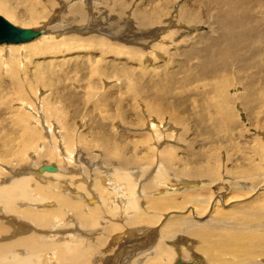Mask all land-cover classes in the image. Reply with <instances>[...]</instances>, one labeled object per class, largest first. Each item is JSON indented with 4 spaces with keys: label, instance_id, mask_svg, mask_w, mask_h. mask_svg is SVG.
<instances>
[{
    "label": "bare ground",
    "instance_id": "1",
    "mask_svg": "<svg viewBox=\"0 0 264 264\" xmlns=\"http://www.w3.org/2000/svg\"><path fill=\"white\" fill-rule=\"evenodd\" d=\"M129 1L131 0L118 4L117 0H45L53 10L57 6L60 9L55 15L45 12L48 21L43 23L40 31L43 30L47 35L40 40H37L38 34L30 39L31 43L24 45L26 55L31 57L30 55L37 53L48 54L53 47L61 52L84 47V50L89 49L88 52L93 54L100 51V57L105 56L104 51L113 50L125 53L128 57L126 60L130 59L132 63L139 64V67L157 57H168L170 63L161 67L159 72L148 70L146 66L134 72L136 67L128 65L118 68L121 74L116 68L113 75L124 76L122 85L117 89L121 91L119 88H125L123 85L127 84L125 89L129 95L125 96L126 102L132 103L136 98L146 102L143 114L155 139L162 135L159 129L162 130L163 126H166V130L172 125L177 126L174 130H167V138L165 136L162 139L167 141L174 137L179 150L184 151L187 157L178 160L174 149L169 147L170 143H165L163 150L168 152L162 151L164 154L160 153L162 157L157 159L155 168H152L151 160L154 158L151 155L146 156L148 160L151 158L149 161L141 163L136 160L137 153L133 151L137 144L131 150L132 155H128V149L132 146L124 148L125 150L121 146H115L114 141L119 135L111 130L109 132L107 125L117 118L113 115L116 107L111 105L113 97L106 90L96 96L100 116H96L94 132L99 135L101 133L100 140L97 141V147L102 148L101 154L93 155L90 149L87 150L88 147L91 148L89 143L83 144L88 146L83 148L87 150L84 153L82 148L76 149L81 137L72 133L75 131L69 134L73 128L66 125L68 130L62 138L68 154L66 153L64 160L57 158V162L65 161L64 168L60 164L55 166V163L52 165L48 161L42 162L45 156L50 160L55 157L48 154L51 139L40 136V130L34 129L38 121L35 120L32 125L31 115L14 114L16 110L11 111L14 115H5L2 110L4 107H0V120L5 119L4 123L0 122V153L4 154L0 155V168L5 170L0 172V264H264V187L257 188L264 179V163L261 162V157L264 156L261 141L264 140L258 134L251 137L247 135L243 125L238 122L239 116L236 113V105H239L250 126L261 128L264 125V0H186L187 4L181 6L174 5L176 0H158L157 6L155 0H145L147 4L139 3L131 11ZM87 5L100 8V11L106 9L110 19L104 17L107 19L102 23V18L97 19L89 13ZM171 5L178 7L179 14L173 9L175 12H171L166 19L164 16L169 13L166 8ZM20 7L23 8L20 11L18 9V12L17 8ZM0 12L11 19H17L19 15L26 13L23 23L29 26L44 15L42 0H0ZM169 22L174 23V28L171 26L173 29L166 30L168 25H164ZM97 25L103 30L98 33L105 36L97 35L91 40V37L86 36L88 27L97 31ZM200 25L207 26L208 31L186 35L181 28ZM70 31L74 32L61 35ZM128 31L131 41L119 37H128ZM56 36H59L58 40L53 41ZM100 38L104 41H100ZM105 39L115 44V47H111L108 44L110 42H105ZM155 40L159 42L156 43ZM168 40H171L172 47L166 45L165 41ZM121 41H129V46L123 45ZM148 44L152 45L150 53H140L139 50H145ZM4 45L9 44L0 45V54ZM95 46L99 50H95ZM16 51L17 48L10 52V61L0 56V69L13 78L15 85H21L16 79V73L21 67ZM34 69L37 70V67ZM91 70L93 74L104 78L108 73L104 71L106 68L98 69L96 63ZM43 71L46 78H42L40 71L37 74L32 71L29 75L39 78L38 83L45 88L59 87L54 84L60 80L62 82L60 74L57 76L50 69ZM23 73L27 75L26 71ZM53 76L57 81L51 85L55 80ZM2 79L0 73V87L3 85ZM210 79L211 82H204ZM215 79H222L229 85L215 83ZM92 82L94 84V80ZM195 83L203 87L187 90ZM11 84L15 86L12 82ZM232 88L235 92L233 94L230 92ZM1 93L0 89V99H4L7 94L4 96ZM69 93L65 96L72 101L78 99L76 95ZM226 94L228 98L232 96L237 104L223 98L232 102L230 107L221 99ZM94 96L92 92L89 93V97ZM190 97L195 102L193 109L189 106L192 104ZM29 104L27 103V108L32 107ZM49 105L50 103L44 105L49 108L45 109L47 116L41 112L45 118L54 114L50 108L52 104ZM121 105L124 108L123 102ZM123 108L121 110L118 107L121 118L131 124V127L139 128V120L126 117ZM35 111L38 113L33 110ZM45 121L49 123L45 122V126L41 128L46 132H50L51 126L56 127L49 119ZM223 127H226L224 132L235 130L229 138H243V144L247 146L240 143L242 151L253 156L251 158L245 154L239 162L237 158H231L232 164L239 170L227 171L218 166L219 160L212 154L211 145L207 150L199 148L198 144L197 150L193 145L187 146L189 131L205 134L204 139L213 144V138L218 136V129ZM139 130L131 129L139 138L147 137V132ZM149 138L150 136L147 140L144 139L147 145L152 143L148 141ZM53 147L55 149L56 146ZM65 149L63 150L66 151ZM158 149L156 150L161 151ZM56 151L54 153L58 154L60 150ZM74 151L76 154H71ZM23 152H29L30 162L19 166ZM47 165L54 169H39L40 166ZM219 178L222 184L219 188L225 184L232 186L228 191H234L236 196L245 195L246 183H249L251 191L255 193L251 199L233 203L227 209H221L217 204L216 198L221 199L217 196L208 209L214 191L212 184L220 182ZM189 205L191 206L188 208ZM169 210L173 212L171 215L165 213L170 212ZM164 214V219L162 217L159 221ZM150 225L157 227L149 229ZM188 251L195 259L185 262L180 257L190 255Z\"/></svg>",
    "mask_w": 264,
    "mask_h": 264
},
{
    "label": "rangeland",
    "instance_id": "2",
    "mask_svg": "<svg viewBox=\"0 0 264 264\" xmlns=\"http://www.w3.org/2000/svg\"><path fill=\"white\" fill-rule=\"evenodd\" d=\"M122 1H126V0H117V3L118 4H121V2ZM185 1L186 0H176L175 1V4L174 5H179V6H181V4H187V2L185 3ZM129 2H131V4H130V11L135 7V5H139V3L140 4H147V1H145V0H131V1H129ZM159 3V1L158 0H155L154 1V3H155V5L157 6L158 5V3ZM45 2V0H44V2H43V0H42V11L44 12V15H42V16H40L36 21H35V23L34 24H32V25H26V24H24L23 23V21L26 19V13H23L22 14V16H20L19 15V18H17V19H11V18H9V17H7V16H5V15H3L1 12H0V15L1 16H3L7 21H9L11 24H13V25H16V26H18V27H21V28H31V29H33V30H35V31H37L38 33V37H37V40H40V39H42V38H44L46 35H47V33H45L43 30H41L40 31V29L43 27V23H45V21H48V19L46 18V13H49V12H51V14L52 15H55V14H57V11L60 9L59 8V6H57L56 8H54V10L52 9V7H49L48 6V4ZM154 3H152V4H154ZM171 4H173V3H171ZM174 5H171L170 7H167L166 9L167 10H169V13L167 14V15H165L164 16V18H168L170 15H171V12H175V11H177V14H179V10H178V7L177 6H174ZM194 5H196V4H194ZM197 5H199V4H197ZM201 5V4H200ZM19 6V5H18ZM22 6V5H21ZM94 6V5H93ZM102 6V4L101 5H98V7H101ZM202 7H204L203 5H201ZM148 7V6H147ZM22 8L23 7H20V8H17V11H18V9H19V11L20 10H22ZM87 8L89 9L90 8V11H89V13H92V15L95 17V18H97V19H103L104 17H107L108 18V20L110 19V15H107L106 14V9H104L103 11H100L99 9L100 8H96V7H92L91 8V6L90 5H87ZM94 8V9H93ZM96 8V9H95ZM128 8H129V6H128ZM128 8L126 9V11L128 10ZM92 9V10H91ZM172 9V10H171ZM175 11H174V10ZM16 11V10H15ZM18 11V12H19ZM56 11V12H55ZM129 11V12H130ZM254 11H255V13H257L258 14V11L256 10V9H254ZM46 12V13H45ZM50 14V15H51ZM111 15H112V13H110ZM107 15V16H106ZM24 16V17H23ZM98 16V17H97ZM128 16H126V18H127ZM53 18V17H52ZM107 18H104L103 20L101 19V21H102V23L103 22H105V20L107 19ZM101 21H98V22H101ZM93 22V21H92ZM110 23H111V21H109ZM120 24H121V22H120ZM168 25V26H167ZM174 23H168V24H166V25H164L165 27V29L166 30H170V28L171 29H173L174 28ZM107 26V25H106ZM173 28H172V27ZM74 27H76V29L77 28H79V26H73V28ZM97 31L95 30V29H93L92 27H88V33L86 34V36H89V37H91L90 39L92 40V39H95V38H93V37H97V35L99 36V37H101L100 35H102V34H99L98 32L100 31V32H102L103 30H101L100 29V27L97 25ZM182 29H183V33L184 34H186V35H192V34H194V33H204V32H206V31H208V28H207V26H205V25H200V26H198V27H195V26H191L190 28H188V27H186V26H182L181 27ZM75 29V30H76ZM99 29V30H98ZM129 29H132V27L131 26H129ZM74 30V31H75ZM74 31H70V32H67V33H63V34H61V35H65V34H68V33H71V32H74ZM98 33V34H97ZM58 34V33H57ZM56 33H55V35H57ZM130 34V32L128 31V32H126V35L128 36ZM60 35V36H61ZM103 37L105 36V35H102ZM162 36V35H161ZM161 36H159L160 38H161ZM58 37L59 36H56V37H54L52 40L53 41H57L58 40ZM119 37H122V38H124V39H126L127 40V38H128V40L129 41H131V39L129 38V36L128 37H123V36H119ZM107 38V37H106ZM36 39V38H35ZM101 39V38H100ZM111 39V38H110ZM106 41L105 42H110V41H108L107 39H105ZM31 41L32 40H28L27 42H19V43H6V42H1L0 43V45L1 44H9L8 46H6V45H4L3 47V50H2V53L0 54V56H1V58L2 59H4V60H9L10 59V52L13 50V49H15V48H17V51H16V53H17V55H18V62L20 63V65H21V67H20V69L19 70H21V69H23V70H21V71H17V73H16V79L18 80V82L19 83H21V85L19 84V85H15V83H14V81L12 80L13 78L11 77L10 78V76L8 75V73L5 71V70H2V69H0V73H1V75H2V80H1V87H0V89H1V94L2 95H4L3 97H4V99H0V107H4V108H2V110H3V114H4V112H5V115H12L13 113H11V111L12 110H16L15 112L16 113H14V114H17V115H31L32 117H30V121L33 123H31L32 125H34V123L36 122V121H38V124H36V126L34 127V129H37L38 128V130H40V132H41V134H40V136H42V137H45L46 139H48L49 140V138L51 139V141H52V144H50V146H49V148L48 149H50V151L52 152H50V151H48V154H52L54 157H55V159H53V160H50V159H48L46 156L44 157V159L42 158V162L43 163H45L46 161H48V163H50V164H52V165H54V163H55V166H59V164L60 165H62V168H64L65 167V165H66V163H65V161H62V163H60V161L59 162H57L58 160H60V159H63L64 157H66V155L68 154L67 153V149H65L64 148V146L65 145H63L64 143H63V138L62 137H64V133H66V130H68V129H66V125H70L72 128V130H70V133L69 134H71V132L72 131H75V132H72L73 134H75L76 136H79V137H81V141H79V142H77L78 143V145L76 144V149H81L82 150V153H84V152H86L87 150H91V153H93V155H95V154H101L100 153V150L102 149V148H100V147H97L99 144L97 143V141H99L100 140V137H101V133H100V135H99V133L97 134L96 132H94V131H96V125H94V123L95 122H97V117L96 116H100L99 114L100 113H98V111H97V106L99 105V104H97V103H99L98 101H96V96H97V94H101L103 91H105L106 90V92H109L110 94H111V96L113 97L112 99H113V102L111 103V105H113L114 107H116L115 108V113L113 114L115 117H117V118H115L113 121H111V122H109V124L107 125L108 126V131L110 132V130L111 131H113L114 132V134L115 135H119V136H117L118 138L114 141V145L115 146H121V148H127L128 149V147L130 148L131 146V148L130 149H128V150H130V151H128L129 152V154L128 155H132L131 154V150H133L134 149V146H136V144H137V146L135 147V150L133 151V152H136L137 153V155L135 156L136 157V160H138L139 162H141V163H143V162H145V161H149V160H151V158H154V160L152 159L151 161H152V163H151V167L152 168H155V166H156V162H157V159H159L160 157H162V155L164 154V153H162V151H164V152H168V151H166V150H163V146H164V144L165 143H170L169 144V147H171L172 149H174V155L178 158V160H182L183 158H186L187 157V155L186 154H184L183 152L184 151H181V149L179 150V146L178 145H176V143H175V139H173V138H169V139H167V141H166V139L165 140H163L164 138H165V132L168 130V131H170L169 129H171L172 128V130H174L175 128H177V126L176 125H172V127L171 128H169V129H165V127L163 126V128H162V130L161 129H159V131H160V134H162V135H160L159 136V140L158 139H155L154 138V136H153V132H151L150 130H149V125L147 124V120H146V118L144 117V114H143V111H144V109H145V105H146V102H144V101H142L141 99H139V98H136L132 103H130V102H126L125 101V96H128L129 95V93H128V91H127V89H125V88H127L126 86H127V84H125V85H123V86H125V88H119V90H121V91H118V89H117V87H119V86H121L122 85V83H123V79L122 78H124V76H116V75H113V74H115V69L117 68H120L121 66H127L128 67V65H132V66H135L136 67V70L134 71V72H137V71H140V68H142L143 66H146V67H148V70H151V69H154L155 71L154 72H159L160 70H161V67H166V65H168L169 63H168V57H166V56H164V57H157L156 59H154V60H149V61H147V62H145L144 63V65H142V67H139V64H134V63H132L131 62V60L130 59H128V60H126L128 57H127V55L125 56V53L124 54H121V53H116V51H114L113 52V50L112 51H104L105 52V56H101L100 57V55H99V52L100 51H97L96 53H92V52H88L89 51V49H86L85 48V50L83 49V48H78V49H76V50H68V51H65V52H61V51H59V50H57V49H55V47H53V48H51L50 49V51H49V53L48 54H39V53H37V54H35V55H30L31 57H29V56H27L26 55V51H25V49H24V45H28V43H31ZM100 41H104V39L102 38ZM129 41L128 42H120V43H123V45L125 44V45H127L128 43H129ZM155 42L157 43V42H159V40H155ZM165 42H167L166 43V45L169 47V45H170V47H172V45L173 44H170V42H171V40H168V41H165ZM147 43V41L145 42V44ZM169 43V44H168ZM108 44H110L111 45V47H115V44H111V42L110 43H108ZM150 44H151V42H150ZM129 45H127V47H128ZM151 46L152 45H147V46H145V50H139L140 51V53H146V52H149V51H151ZM8 47V48H7ZM124 47H126V46H124ZM89 48V47H88ZM100 49H102L101 47H99ZM8 49H9V51H8ZM99 50L96 46H95V50ZM150 49V50H149ZM7 51V52H6ZM146 51V52H145ZM101 52H103V51H101ZM113 52V53H112ZM98 53V54H97ZM116 53V54H115ZM150 53V52H149ZM77 55H79V57H77ZM98 55V56H97ZM120 55V56H119ZM26 56V57H25ZM87 58V59H86ZM89 59V60H88ZM112 59V60H111ZM92 62H91V61ZM10 61V60H9ZM102 61V62H101ZM166 61V62H165ZM5 62V61H4ZM106 63V65H105V63ZM134 62V61H133ZM95 63L97 64V68L98 69H102V70H104V68H106L107 70H104V71H108V73L105 75L106 76V78H104V77H101V76H98L97 74H93V71L91 70L92 69V67H94L95 66ZM94 66H93V65ZM141 64V63H140ZM163 64V65H162ZM166 64V65H165ZM23 67V68H22ZM35 67H37V70H35L34 68ZM159 67V68H158ZM25 68V69H24ZM28 68V69H27ZM40 69V70H39ZM48 69H50L51 71L53 70L55 73L54 74H56L57 76L59 75V77H61V78H63L62 79V82H61V80L59 81V83H57L56 81H57V79H55V77L53 78V79H55V80H53L52 81V84L51 85H53L55 82V84H54V86L56 87V86H59V87H56V88H52V87H46L45 88V86H43L42 84H40V82L38 83V79H37V77H36V79H35V77L33 76V74H31V77H30V75H29V73H32V71H33V73L35 72V74H37L39 71L41 72V76H42V78L44 77V78H46L47 77V75H45L46 73L43 71V70H48ZM121 69V68H120ZM143 69H144V67H143ZM2 70V71H1ZM32 70V71H31ZM119 70V69H118ZM174 70V69H173ZM23 71H26V73H27V75H25L24 73H23ZM29 71V72H28ZM92 71V72H91ZM113 71H114V73H113ZM4 74V76H3V74ZM43 73H44V75H43ZM118 73L119 74H121V71L119 70L118 71ZM34 74V75H35ZM93 74V75H92ZM108 75V76H107ZM32 76H33V78H32ZM46 76V77H45ZM81 76V77H80ZM111 76H113V77H111ZM19 77V78H18ZM51 76H49V78H50ZM97 77V78H96ZM9 78V79H8ZM33 80H32V79ZM48 78V79H49ZM90 79V80H89ZM96 79V80H95ZM101 79V80H100ZM7 80V81H6ZM76 80H77V82H76ZM94 80V84H93V81ZM103 80V81H102ZM4 81V82H3ZM36 81V83H34ZM64 81V82H63ZM102 83H101V82ZM6 82V83H5ZM11 82L15 85V86H13L12 84H11ZM33 82V83H32ZM54 82V83H53ZM61 82V83H60ZM75 82V83H74ZM80 82V83H79ZM91 82V83H90ZM204 82H211V79L210 80H205ZM214 82L215 83H223V85H229L228 83H226L224 80H222V79H215L214 80ZM88 83V84H87ZM9 84V85H8ZM58 84V85H57ZM8 85V86H7ZM82 87H81V86ZM43 86V87H42ZM63 88H62V87ZM9 87V88H8ZM15 87V88H14ZM24 87V88H23ZM65 87V88H64ZM189 87V86H188ZM203 86H199V84H192V85H190V87H189V89H187V90H193V88H196V89H201ZM41 88V89H40ZM85 88V89H84ZM93 88V89H92ZM192 88V89H191ZM50 89H51V91H50ZM53 89H56L57 91H55V90H53ZM63 89V90H62ZM4 90V91H3ZM5 90H8L7 92L5 91ZM66 90V91H65ZM236 90V89H235ZM89 91V92H88ZM39 92H41V93H39ZM52 92V93H51ZM54 92V93H53ZM69 92H71L72 94H74V95H76L77 97H78V99L77 98H75L74 99V101H72L68 96H65V94L66 95H68V94H70ZM93 93V95H95L94 96V98H92V97H89V93ZM97 92V93H96ZM177 92V91H176ZM231 92V94H233V93H235L234 92V89L232 88V90L230 91ZM43 94V95H42ZM53 94V95H52ZM62 94V95H61ZM10 95H11V97H10ZM82 95V96H81ZM38 96V97H37ZM41 96H43L42 98H41ZM55 96H57V97H55ZM8 97H9V101H7V99H8ZM62 97V98H61ZM46 100H45V99ZM54 99V100H52V99ZM67 98V99H66ZM223 98H226V99H230V100H232V101H234V98L231 96L230 98H228V94H226L225 96H223V97H221V99H223ZM11 99L13 100V101H11ZM41 99H43V101L41 100ZM95 99V100H94ZM69 100V101H68ZM224 100V99H223ZM40 101H42L41 103H40ZM114 101H118L119 103H115ZM230 107L232 106V102L231 101H226V100H224ZM7 102H9V103H7ZM71 102V103H70ZM73 102V103H72ZM75 102H76V105H75ZM123 102V106H124V108L122 107V105H121V103ZM190 102H192V104H190L189 106L191 107V109H193V106L195 105L194 103V100H192L191 99V97H190ZM27 103L29 104H31L32 105V107H34V108H37V109H34V108H32V107H29V108H27ZM43 103V104H42ZM47 103V104H46ZM50 103V105H51V107L50 108H52V110L54 111V114H53V116L51 117V116H49V117H47V118H45L46 116H47V112L45 111V109L46 110H48L47 109V105ZM65 103V104H64ZM29 104V105H30ZM234 104H237L235 101H234ZM234 104H233V109H234ZM8 105V106H7ZM10 105V106H9ZM44 105H46V106H44ZM49 105V106H50ZM5 106H7L6 108H5ZM21 106V107H20ZM44 106V107H43ZM75 106V107H74ZM15 107V108H14ZM19 107V108H18ZM42 107V108H41ZM118 107H121V110H122V108H123V110H125L124 111V115L126 116V117H129V118H135V120H139L138 122H139V128L141 129V130H144L145 132H147V137H143V139H142V137L141 138H139L138 136H136L135 135V133H133L132 131H131V129H136V130H139V128L137 127V126H130L131 124H129V123H127V121H125L123 118H121V111L120 110H118ZM236 107H237V111H236V113H237V115L239 116V118L237 119L238 120V122L239 123H241L243 126V128L245 129V132H246V134L247 135H249L250 137L252 136V135H255V134H258L259 136H261L262 137V139L264 140V125H263V127H261V128H255V127H252V126H250V124L249 123H247L246 122V116H245V113L239 108V105H236ZM30 108H32V111H30L31 109ZM132 109V110H131ZM33 110H37V112L39 113H36V111L35 112H33ZM10 111V112H9ZM43 111V112H42ZM56 111V112H55ZM90 111V112H89ZM132 111H137V112H135V114L134 113H132V114H130V112H132ZM27 112V113H26ZM45 115L46 114V116L44 117V115H42V113ZM46 112V113H45ZM77 113V114H76ZM13 114V115H14ZM36 115H42V116H36ZM168 116H165V118H167ZM37 118H40L39 120H37ZM49 119V121L50 122H53V123H55V126L56 127H52L51 126V130H50V132H46V130H43V128H41V127H44L45 125V122H47V121H45V120H48ZM58 119V120H57ZM96 119V120H95ZM157 119V118H156ZM5 121V119H2V121L0 120V122L1 123H4V121ZM36 120V121H35ZM158 120V119H157ZM41 121V123L39 124V122ZM60 121H62V122H60ZM64 121H65V123H64ZM134 121V120H133ZM58 122V123H57ZM160 122V121H159ZM0 123V124H1ZM49 122H47V124H48ZM124 123V124H123ZM144 123V124H143ZM161 123H163L164 125L166 124L165 122H161ZM189 123H192V121H190ZM244 123V124H243ZM93 124V125H92ZM127 124V125H126ZM2 125V124H1ZM39 125V126H38ZM126 125V126H125ZM121 126V127H120ZM65 127V128H64ZM122 127H126V128H122ZM174 127V128H173ZM64 128V129H63ZM95 130H94V129ZM122 128V129H121ZM225 128L226 127H223L222 129H218V131H217V135L218 136H215V138H213V141H214V139H215V141L213 142V144L212 143H209V141H207V140H205L204 138L206 137L205 136V134H203V133H201V132H199V134H196V132L198 133V131H196L195 133H191V131H189V139H188V142H187V146H189V145H191V147H192V145L195 147V149L197 150L198 149V145H199V148H202V149H204V150H207V148L208 147H210V145L212 146L211 147V149L213 150V152H212V154L213 155H215L216 157H218V160H219V165L218 166H221L224 170H227V171H229V170H239V168H236L235 166H234V164H232V160H231V158H237L236 160H237V162H239L240 160H241V158L246 154V156L247 157H253L252 155L250 156V153H248V152H245V151H242V147L240 146V143H242L243 144V138L242 139H235L234 137L232 138H229L230 137V135L232 134V133H234L235 132V130L234 131H231V132H224V130H225ZM120 129H121V131H120ZM164 129V130H163ZM62 130V131H61ZM171 130V131H172ZM222 130V131H221ZM37 131V130H36ZM57 131H59V132H57ZM129 131V132H128ZM140 131V130H139ZM167 131V132H168ZM259 131V132H258ZM62 132H63V134H62ZM166 132V133H167ZM239 132V131H238ZM95 133V134H94ZM163 133H164V136H163ZM72 134V135H73ZM79 134V135H78ZM129 134V135H128ZM149 134V135H148ZM173 134H175V132H173ZM240 134V133H239ZM49 135H50V137H49ZM62 135V136H61ZM151 135H152V137H151ZM238 134H237V132H236V134H235V136H237ZM60 136V137H59ZM71 136V135H70ZM148 136H150V138L148 139V141H150V142H152V143H149L148 145L146 144V141L144 140V139H146V138H148ZM38 137H39V134H38ZM92 137V138H91ZM93 137H95V140H93ZM98 137V138H97ZM227 137V138H226ZM45 138H44V140H45ZM54 138V139H53ZM58 138V139H57ZM62 138V139H61ZM163 138V139H162ZM166 138H167V136H166ZM191 138V139H190ZM219 138H222V139H220L219 140ZM84 139H85V141H84ZM91 139V140H90ZM119 139V140H118ZM171 139V140H170ZM56 140H57V143H56ZM60 140H62V142L60 141ZM83 140V141H82ZM93 140V141H92ZM141 140H144V141H141ZM147 140V139H146ZM173 140V141H172ZM55 141V142H54ZM119 141V142H118ZM158 141H160V142H158ZM204 143H202V142ZM206 141V142H205ZM241 141V142H240ZM37 142H39L38 141V139H37ZM61 142V143H60ZM135 142V144L133 145V143ZM172 142V143H171ZM193 142V143H192ZM58 143H59V145H58ZM89 143V144H88ZM121 143V145H119ZM143 145H142V144ZM174 143V144H173ZM207 143V144H206ZM230 143V144H229ZM261 143L263 144V146H264V142H262L261 141ZM42 144V143H41ZM83 144H88V146H90L91 148H89L88 146H86V145H83ZM95 144V145H94ZM146 144V145H145ZM153 144V146L151 147V145ZM198 144V145H197ZM203 144V145H202ZM234 144V145H233ZM51 145H52V147H51ZM56 146L55 147V149H54V147L53 146ZM125 145V146H124ZM129 145V146H128ZM160 145H161V147H160ZM176 146V147H174L173 148V146ZM196 145V146H195ZM233 145V146H232ZM238 145V146H237ZM243 145H245V146H247L246 144H243ZM254 145V144H253ZM37 146V145H36ZM127 146V147H126ZM139 146H140V148H139ZM142 146V147H141ZM148 146V147H147ZM206 146V147H205ZM232 148H231V147ZM88 147V149L87 150H85V149H83V148H87ZM92 147H94V148H92ZM145 147V148H144ZM149 147H151V148H149ZM193 147V148H194ZM227 147V148H226ZM58 148V149H57ZM149 150H148V149ZM154 148V149H153ZM158 148H160V150L161 151H158L159 149ZM63 149H65L66 151H64ZM124 149V150H125ZM146 149H147V151H146ZM156 149H158V150H156ZM35 150V149H34ZM56 150H60L59 151V153L57 154H55L54 152L56 151ZM84 150V151H83ZM152 150V151H151ZM58 151H56V152H58ZM149 151V152H148ZM154 151V152H153ZM209 151V150H208ZM233 153H232V152ZM26 152V151H25ZM25 152H23V156H21V159H22V163L19 165V166H23V165H25L26 163H29L30 162V158H29V156L28 155H30L29 154V152L28 153H25ZM76 151H74V152H71V154L72 153H74V154H76L75 153ZM154 154H153V153ZM67 153V154H66ZM139 153V154H138ZM152 153V154H151ZM162 155H161V154ZM243 153V154H242ZM115 154L116 155H119V153L117 154L116 152H115ZM0 155L2 156H4V154L1 152L0 153ZM57 157H56V156ZM63 155V156H62ZM147 155H151V158L148 160L147 158H146V156ZM155 155V156H154ZM26 156V157H25ZM61 156H62V158H61ZM85 156V155H84ZM154 156V157H153ZM165 156V155H164ZM184 156V157H183ZM181 157V158H180ZM227 157V158H226ZM57 158H58V160H57ZM60 158V159H59ZM146 158V159H145ZM226 158V159H225ZM229 158V159H228ZM262 160H261V162H262V164L264 163V156L262 155ZM156 159V160H155ZM254 159H257V157L256 156H254ZM56 160V161H55ZM64 160V159H63ZM251 160V159H250ZM159 161V160H158ZM208 161H209V159H208ZM223 161V164H221V162ZM24 163V164H23ZM147 163H149V162H147ZM207 164H209V162H206ZM57 164V165H56ZM96 165V164H95ZM174 165H175V163H174ZM264 165V164H263ZM69 166V165H68ZM71 166V165H70ZM73 166V165H72ZM10 167V169L12 168L11 166H9ZM240 170H242V168L240 169ZM5 170H3V169H1L0 168V172H4ZM223 171V170H222ZM77 177H78V175H77ZM103 177H105V176H103ZM225 177V176H224ZM222 178L221 177V179H225V178ZM47 179V178H46ZM221 179L219 178V180H220V182L219 181H217L216 182V184L215 183H213L212 185H214L213 187H214V191H213V196L210 198V200H209V203H208V209L210 208V206H211V204L212 203H214V200H215V198L217 197V196H220L221 197V199L220 198H216V202H217V204H219V206H221V209L223 208V209H227V208H229L233 203H236V202H238V201H246V200H248V199H251L252 198V196L254 195V193L255 192H253V191H251V189H250V187H249V183H246L245 185H247V190H245L244 191V194L245 195H241V196H236L235 194H234V191H228L229 190V187H230V189H232L231 187L232 186H229V185H227V184H225L226 185V187H222V188H219L220 186H222V184H220L221 183ZM227 179V178H226ZM101 180H102V178H101ZM50 181H52L51 179H50ZM223 181V180H222ZM228 181V180H227ZM89 183H90V181H88ZM204 182H205V180H204ZM220 185V186H219ZM260 185V186H259ZM258 186H257V188L258 189H261V188H263L264 187V179L260 182V184H259ZM218 186V187H217ZM216 188V189H215ZM228 188V189H227ZM218 189H219V191H218ZM249 189H250V191H249ZM216 190V191H215ZM226 192V193H225ZM214 194H215V196H214ZM226 194V195H225ZM222 195V196H221ZM224 196V197H223ZM222 197L224 198V200H225V202L223 203V200H222ZM223 203V204H222ZM221 204V205H220ZM191 205H189L188 206V208L190 207ZM223 206V207H222ZM187 208V209H188ZM186 209V210H187ZM170 212H165V213H169V215H171L173 212H171L172 210H169ZM208 211V210H207ZM176 213V212H175ZM206 215V214H205ZM204 215V216H205ZM164 216H166L165 214L163 215V216H161L160 218L161 219H159V221H161L162 220V217H163V219H164ZM190 216V215H189ZM204 216H202V217H204ZM201 218V217H200ZM158 225V224H157ZM153 226V227H152ZM152 227V228H151ZM154 227H157V226H154V225H150L149 226V229H153ZM184 244V243H183ZM188 254H190L189 253V251H188ZM191 255V254H190ZM186 255V256H184V255H182V257H180V259L181 260H184L185 262L186 261H192V260H194L195 258L191 255ZM202 262V261H201ZM204 263H206V262H204ZM207 264V263H206ZM208 264H219V263H214V262H211V263H208ZM229 264V263H228ZM230 264H233V263H230Z\"/></svg>",
    "mask_w": 264,
    "mask_h": 264
},
{
    "label": "water",
    "instance_id": "3",
    "mask_svg": "<svg viewBox=\"0 0 264 264\" xmlns=\"http://www.w3.org/2000/svg\"><path fill=\"white\" fill-rule=\"evenodd\" d=\"M37 36V31L31 28H21L14 26L0 15V42L19 43L27 42ZM40 170H53L51 165L40 166ZM181 264V263H176ZM186 264H199L197 262H189Z\"/></svg>",
    "mask_w": 264,
    "mask_h": 264
}]
</instances>
